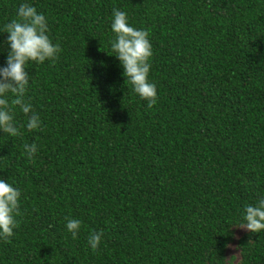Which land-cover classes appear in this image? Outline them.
<instances>
[{
  "label": "trees",
  "instance_id": "1",
  "mask_svg": "<svg viewBox=\"0 0 264 264\" xmlns=\"http://www.w3.org/2000/svg\"><path fill=\"white\" fill-rule=\"evenodd\" d=\"M22 3L62 51L25 66L41 129L17 106L21 135L0 131V179L21 190L0 264H223L264 199V0H0V67ZM114 9L149 33L151 108L111 48ZM236 246L237 264H264V230Z\"/></svg>",
  "mask_w": 264,
  "mask_h": 264
},
{
  "label": "clouds",
  "instance_id": "2",
  "mask_svg": "<svg viewBox=\"0 0 264 264\" xmlns=\"http://www.w3.org/2000/svg\"><path fill=\"white\" fill-rule=\"evenodd\" d=\"M113 17L111 28L115 39L111 42V48L124 69L123 75L126 80L133 85L134 91L146 100L148 107L151 108L158 97L156 85L148 79L151 69L150 61L153 56L149 33L144 29L130 26L124 11L114 9ZM48 31L45 16L27 3L19 5L17 18L3 26V32L8 34L6 43L10 45V51L6 66L0 67V131L12 137L21 135L15 121L17 106L28 117L26 127L29 131L41 129L40 116L32 111L30 104L24 101L29 85V73L25 66L29 61L37 63H43L46 60L54 61L62 51L58 43L53 44L47 34ZM9 93L13 98L8 97ZM24 149L31 161L37 152V146L25 144ZM20 197V189L0 179V237L4 239L12 237L14 229L18 227L15 217L21 215ZM244 213L246 223L239 228L252 233L264 230V199H261L256 206L246 205ZM66 220L67 230L75 239L82 222L75 218L66 217ZM102 236V231H94L89 235L88 244L93 251L98 249Z\"/></svg>",
  "mask_w": 264,
  "mask_h": 264
},
{
  "label": "rangeland",
  "instance_id": "3",
  "mask_svg": "<svg viewBox=\"0 0 264 264\" xmlns=\"http://www.w3.org/2000/svg\"><path fill=\"white\" fill-rule=\"evenodd\" d=\"M243 223L234 224L230 229L232 231V239L229 241L223 252V264H237L239 260V251L236 246L237 239L244 233L248 232L245 229L239 228Z\"/></svg>",
  "mask_w": 264,
  "mask_h": 264
}]
</instances>
